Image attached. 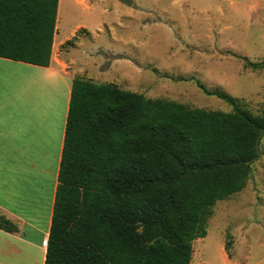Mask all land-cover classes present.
Returning a JSON list of instances; mask_svg holds the SVG:
<instances>
[{
    "label": "trees",
    "instance_id": "16d2710c",
    "mask_svg": "<svg viewBox=\"0 0 264 264\" xmlns=\"http://www.w3.org/2000/svg\"><path fill=\"white\" fill-rule=\"evenodd\" d=\"M57 7L0 0V58L48 67ZM207 94L231 111L73 79L44 264H191L192 242L215 203L245 188L264 136V111ZM0 229L17 232L1 215Z\"/></svg>",
    "mask_w": 264,
    "mask_h": 264
},
{
    "label": "rangeland",
    "instance_id": "374dc122",
    "mask_svg": "<svg viewBox=\"0 0 264 264\" xmlns=\"http://www.w3.org/2000/svg\"><path fill=\"white\" fill-rule=\"evenodd\" d=\"M61 2L62 58L75 76L189 108L230 112L207 94L220 92L264 111V68L244 66L264 64V0ZM259 148L245 188L213 206L191 264H264V136Z\"/></svg>",
    "mask_w": 264,
    "mask_h": 264
},
{
    "label": "crops",
    "instance_id": "0c3cea01",
    "mask_svg": "<svg viewBox=\"0 0 264 264\" xmlns=\"http://www.w3.org/2000/svg\"><path fill=\"white\" fill-rule=\"evenodd\" d=\"M55 29L48 67L0 58V215L17 227L0 229V264L45 260L71 86L81 78L62 58L69 38L57 18Z\"/></svg>",
    "mask_w": 264,
    "mask_h": 264
},
{
    "label": "bare ground",
    "instance_id": "6f19581e",
    "mask_svg": "<svg viewBox=\"0 0 264 264\" xmlns=\"http://www.w3.org/2000/svg\"><path fill=\"white\" fill-rule=\"evenodd\" d=\"M62 2H61V4H63V0H61ZM61 8H62V6H61Z\"/></svg>",
    "mask_w": 264,
    "mask_h": 264
}]
</instances>
